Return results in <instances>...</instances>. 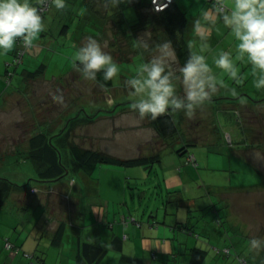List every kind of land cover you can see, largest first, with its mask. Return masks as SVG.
Wrapping results in <instances>:
<instances>
[{
    "label": "rangeland",
    "instance_id": "rangeland-1",
    "mask_svg": "<svg viewBox=\"0 0 264 264\" xmlns=\"http://www.w3.org/2000/svg\"><path fill=\"white\" fill-rule=\"evenodd\" d=\"M66 3L67 8L64 11L60 12L52 7L45 15L52 33L46 40L50 39L51 44L45 42L44 36H39L38 41L44 43L42 53H37V43L34 41L18 68L13 69L12 60L7 65L9 70L16 72L14 71L10 77L9 72H5L7 93L4 98H0V177L21 185L19 189L24 191L15 190L6 200L4 207L0 206V233L3 234L0 236V264H13L8 262L6 255L8 250L3 240L5 238H9L12 243L19 239V245L25 242L24 249L21 248L24 251L28 247L34 249V252H31V255H34L32 258L26 257L22 250L14 264H31V261L40 264L38 261L40 257L45 259L46 264H74L72 257L74 258L77 247V235H81L82 239H89V233L97 224L106 234L121 232V235H129L123 237L124 253L135 255L139 247L134 242L136 240L141 242L142 236L156 239L157 243L159 242L157 237H160L170 246L174 242L171 238L174 237V232L177 233V241L179 237L183 238L182 230L178 227L182 223L197 224L198 231L200 224L219 229L221 226L217 223V218H224L225 221L236 225V234L238 233L236 241H239L240 245L235 250H242V253L251 259L252 251L249 244L251 238L246 236L242 221L229 214V211L233 207L232 197L237 201L236 206L239 208L249 207V214L254 201L262 203L264 200V196L256 197L257 190H264V107H251L263 110L262 120L250 116L251 119H245V122L243 120L242 125L238 122L236 111L245 108L243 103L248 99V95L238 94L235 100L229 101L221 99L220 104L219 101L217 103L211 99L199 106L192 117L186 116L182 110L178 111L180 113L174 112L180 124L181 134L167 140L158 138L154 129L148 126V117H140L135 110L129 113L118 110L115 114L101 111L94 122L81 123L74 128V119L68 118L88 117L101 109L111 108L116 102H133L134 98L130 95L125 80L135 75L141 63L147 62L157 53H150L149 59L139 52L131 60H118L120 73L114 77L111 87H106L96 80L86 79L78 71L73 72L75 70L73 57L79 48L76 46V40L84 32L98 33L106 25L107 36L96 39L107 50L112 35L114 32L117 33L119 26L115 19L107 21L104 17L108 11L107 2L104 0H99L96 5L100 12L89 6L87 0H66ZM204 4L211 6L209 0H188L186 3L188 16L192 18L194 14L203 11ZM115 10L123 11L125 19L131 24L138 19L136 7L128 0H120L118 5L111 6L107 17ZM65 25L69 26L68 35L61 32ZM215 32L222 39V42L216 44L218 48H214L209 38L201 40L194 33L187 39L193 52L207 57V62L217 79L224 81L225 86L219 88L222 90L221 95H227L225 89L229 85L235 84L236 89H239L241 84H245L249 71L237 66L241 76V82L237 83L226 72L215 67L214 59L219 55V49L221 52L226 51L230 41L236 42L222 20L215 26ZM146 33L151 37L149 31H141L139 36ZM88 36L90 35L84 37V41ZM71 42L75 43L73 47ZM124 42L125 39L122 40V43ZM126 46L124 44L122 48ZM116 53L117 51L110 54ZM171 61L177 69L181 66L176 63L174 53ZM40 63L46 64L43 76L36 80H28L27 84H21L25 71L35 70ZM176 87L177 92L182 95L183 85L180 81L176 82ZM57 95H63V103L54 100L53 97ZM212 97L216 98L217 92ZM244 112L249 116L246 111ZM244 112L241 111V114ZM243 126L252 132L247 133L250 141L247 146L238 143L247 140ZM71 129L76 132L77 140L87 147H94L117 156L130 154L121 156L126 158L148 155L159 149L160 160L149 167L96 164L88 167L83 176L72 171L56 181H41L39 178L41 164L26 154L29 138L37 132L47 131L56 133L54 141L59 143L57 138L60 133L63 131L67 133ZM214 136L217 138H213ZM191 139L193 142L204 140L199 144H187L190 146L189 151L197 158V166L186 163L187 155L178 151ZM61 151L63 163L72 167L68 147L64 146ZM81 189L83 192L78 194L80 202L76 201L74 210L77 211L78 206L79 211L84 210V214L71 216V221H67L63 245L53 246L52 238L47 235V232L49 235L51 232L46 231L45 226H53L57 216L59 222L66 219L68 213L70 217V210L73 208L71 197ZM100 210L101 218L108 216L106 220L108 222L102 220L99 222ZM167 211L171 214L167 215ZM109 223L115 227H111ZM165 223L170 229L167 225L164 226ZM128 224L132 228L135 227L136 231L129 232L131 229H128ZM159 228H162L163 232L167 228L169 235L157 236L154 232ZM76 229L79 230L77 235ZM152 229L154 231H150ZM100 240L105 241L104 238ZM200 241L206 242L207 247L223 245L222 241L214 237L211 230H203L198 242ZM242 241L244 244H241ZM133 243L134 245L130 246ZM103 245L108 248V252L99 264H133L124 260L121 252L113 250L106 243ZM140 248L141 251L139 249L136 252L137 256L141 253L151 258L152 248L149 246ZM248 264L253 262L250 260Z\"/></svg>",
    "mask_w": 264,
    "mask_h": 264
},
{
    "label": "trees",
    "instance_id": "trees-1",
    "mask_svg": "<svg viewBox=\"0 0 264 264\" xmlns=\"http://www.w3.org/2000/svg\"><path fill=\"white\" fill-rule=\"evenodd\" d=\"M104 1L107 2V10H108L104 14V17H106L107 21L109 19H115L116 21H118V26H119L117 27L118 30L117 33L114 32L112 35L109 49L105 50L111 54H114V52L117 51L115 55H112L116 62L120 59H122L123 61L131 60L132 57L139 52H141L145 58L149 59L148 55L150 53H155L154 51L155 44L161 41H171L172 48L174 49V54L176 57V63H178L179 65H182L188 59L189 55L193 52L192 47L189 44V40L187 39L188 29L191 22L187 14V11L182 7V5L178 2V0H174L168 7L161 10H155L152 7L151 0H128L129 3L134 5L138 11V19L135 23L132 24L125 19V16L123 15V11L120 10H115L111 15L107 17L108 15L107 13L109 12V9L112 5H111V0H104ZM87 2L89 6L93 7L94 9H97V11L100 12V10L96 7L99 0H87ZM209 2L212 3V0H209ZM49 10L50 8L46 11L45 15ZM66 26L67 25H65V27ZM65 27L63 29H65ZM105 27L106 25L102 27L101 31H99L98 33H94V35L98 34L97 36L98 39L105 38L107 36L105 35V30H106ZM141 31H149L151 35L152 49L144 50L142 48L133 47L134 39L139 37V32ZM123 39H125L126 42L122 43ZM124 44H126L127 46L126 48L123 49L122 46ZM19 46L20 44L17 42L14 56ZM29 48L30 47H27L26 51ZM24 57L25 56H23V60ZM11 64L14 65L13 69H16V67L20 65L14 63V58ZM10 71L11 70L7 68L6 73ZM14 71L15 70L11 71L12 74H10V76L13 75ZM45 71H46L45 63H40V65L35 70L25 71V74H23L25 75V77L21 81V84L22 83L27 84L28 80L38 79V77L43 76ZM96 81H98L99 83H101L106 87H111L113 86L114 78L113 80L110 81H104L102 79V74L98 73V78ZM213 99L217 101V103L219 101L220 104L221 99H228V98L216 97ZM259 101H264V98L260 99ZM131 104L132 101L116 102L115 105L112 106L111 108L101 109L98 113L95 114L93 113L88 117L78 118V116H76L68 119L70 120L74 119L73 126L75 128L81 123L87 124L94 122L99 117L101 111L106 113L114 112L115 114L117 113L118 110L121 109L123 110L125 108L122 106L130 105L131 107ZM178 111L179 110H177L176 113H180ZM241 111L242 112L246 111V113L249 116H246L245 112L241 114ZM236 112L238 116V122L241 123L242 125H244L243 120L245 122V119H249V118L251 119L252 117L253 119L258 118L262 120L263 118V110L262 109L255 110L252 109L251 106L248 107L245 106V108L241 110L238 109ZM148 120H149L148 126L152 127L154 129L156 136L162 140L175 138L181 134L180 124L179 121L176 120L174 112L171 115L163 114L156 120H152L149 116ZM243 130L246 132V134L247 133L252 134V132L247 130L246 127H244ZM55 136L56 133H48L47 131L46 132L40 131L33 134L29 138V146L28 149L26 150V154L30 158L41 164L42 167L39 172V178L41 179V181H56L62 179L66 174H69L72 171L81 173V175L83 176L85 175V171L88 167H92L93 165L96 164H113V165H122V166L143 165L149 167L150 164L152 165L156 161L160 160V154L158 151L159 149L154 150V153L148 155H140L132 158H123L121 156L113 155L94 147H87L81 142H79V140H77L76 132H74L73 129H71L67 133L66 131L60 133L59 137L57 138L59 143L54 141ZM70 138L73 139L71 140ZM186 142H185L186 144H184L185 146H183L178 151L181 152L182 154L187 155L186 163L194 164L197 166L198 165L197 158L193 152L189 151L190 146L188 145L198 144L200 142L197 141L193 142L192 139ZM238 143L245 146L249 145L250 141L248 139V134L246 141L244 140ZM64 146L68 147L69 149L72 160L71 162L72 167L63 163L61 149ZM21 187H22L21 185H17L16 183L11 182L9 179L5 177H0V206L3 207L5 205L6 200L9 199L11 193H13L15 190L24 191L23 189H19ZM169 202L170 201H168V203ZM166 214L168 215L171 213L167 211ZM67 221H71V217L61 220L59 222V226L52 236L51 243L53 246L63 245L68 227ZM216 221L221 226V228L216 229L217 232L220 233L218 234V236L221 237L227 234L228 239H225L224 237L223 240L224 243L222 246H220L219 244L212 245V247L209 246L207 249L196 246L191 247L189 249L190 250L189 253L191 257L188 264H219L218 261L220 259H221L220 264H231L230 262H234L236 264H248L250 260L253 262V264H264L263 258L259 260H253L252 258L248 259V257L242 253V250L241 251H238L237 249L235 250V248H237L240 245L239 241H236V236H238L237 235L238 233L236 234L237 227L235 224H232L230 221H225L224 218H217ZM138 224L141 223L138 222ZM109 225L111 227L113 226L112 223H109ZM178 227L181 230L185 231L187 234L189 233L194 237L200 238L202 235L200 233V230L199 231L197 230V224L191 225L189 223H182ZM75 232L77 235L79 233V230L76 229ZM77 237H78L77 247L75 249L74 258L72 259L74 264H99L100 261L103 259V257H105L108 248L102 245L101 243H99L98 241H90V240L82 239L81 235H77ZM3 240L5 242V248L6 250H8V252H12L15 255H18L23 250L16 243H12L9 238H5ZM226 241H228L229 243L227 244ZM111 247L113 249L122 251L123 238L118 235H114L111 240ZM23 254H25V256L28 258H32L34 256L31 255V251H27V250L25 251L23 250ZM210 254H212V256H210ZM122 258L133 264H149L142 257L139 256L126 255L123 253ZM151 258L153 259L157 258V253L155 251L151 252ZM38 261L41 264H46L45 259L41 257L38 259ZM33 263L34 262L31 261V264Z\"/></svg>",
    "mask_w": 264,
    "mask_h": 264
},
{
    "label": "clouds",
    "instance_id": "clouds-1",
    "mask_svg": "<svg viewBox=\"0 0 264 264\" xmlns=\"http://www.w3.org/2000/svg\"><path fill=\"white\" fill-rule=\"evenodd\" d=\"M119 3L120 0H111L112 7ZM52 7L62 12L67 8L66 0H0V55L14 49L18 41L26 48L31 47L45 30V13ZM218 20H222L235 38L239 56L246 57L253 66L254 87L264 89V0H212L211 7L194 20L193 31L206 40V25H215ZM133 47L152 49L151 37L146 33L135 38ZM154 51L157 54L141 63L135 75L125 80L134 98L131 107L142 118L150 116L156 120L177 110L192 117L218 88L225 86L203 54L192 52L177 69L171 61L174 53L171 41L156 43ZM214 64L237 83L241 82L230 51H222ZM73 67L89 80H97L101 73L104 81H110L120 73L119 64L94 36H88L75 52ZM177 81L183 85L182 95L177 92ZM232 92L236 95L235 89ZM53 98L60 103L64 101L63 95ZM250 247H264V239L252 238Z\"/></svg>",
    "mask_w": 264,
    "mask_h": 264
},
{
    "label": "crops",
    "instance_id": "crops-1",
    "mask_svg": "<svg viewBox=\"0 0 264 264\" xmlns=\"http://www.w3.org/2000/svg\"><path fill=\"white\" fill-rule=\"evenodd\" d=\"M178 2L186 10V6H187L186 3H188V0L187 1L186 0H178ZM210 7L208 6V4H204V8H205L204 10H207ZM203 11H200L198 14H194V17H192V18L189 17L191 23L189 25V29H188L187 36H190V35H192L194 33L193 27H192L193 26V22H194L195 19H197V18H199L201 16V14H202ZM218 21H217V23H218ZM45 23H46V28L40 34V36H44L45 37V40H46L47 37L50 36L52 33H51V30H50V25L48 24V22L46 20H45ZM217 23L215 25H206V31L208 33L207 38H209L211 40V44H213L214 48L216 47V44L222 42L221 36L218 33L215 32V26L217 25ZM68 28H69V26L67 25L65 27V29H62L61 30V32H66V34L68 35V33H69ZM86 35H90V36H94L95 38H98L97 37L98 34L97 35H94V32L93 33L90 32V31L84 32L83 35H81V37H79L76 40V43H77L76 46H78V47H81L82 46V44L85 42L84 41V37ZM38 39H37V41H35L37 43V45H36L37 46V53H42L44 43H40L38 41ZM45 42H47V44H51V40L50 39L49 40H46ZM71 43H72L71 46L73 47L74 46L73 44H75V43H73V42H71ZM214 48H212V50ZM216 48H218V46ZM226 48H227L226 51H230L233 56H234V54H237V55H235L233 57V60H234V62L236 61L235 64L238 67L239 66H242L243 69L249 71V73L247 72L248 73L247 74L248 75V79L244 82L245 84H241L239 86L240 87L239 89H236V87H235L236 85L235 84L234 85H229L225 89L226 90L225 93L227 95H221V91L222 90H220L218 88L219 91L217 90V98L218 97L219 98H223L224 97V98H228V99H225V100H228L229 101L230 99L235 100L234 98L238 97L237 96L238 94L239 95L242 94L244 96L246 94H248L251 97H249V96L247 97L248 99L246 100L245 103H243L245 106H247V107L248 106H251V107L263 106L264 107V102H260L259 101L260 99H263L264 98V89H256L254 87V85H253V80L255 79V75H254V71L255 70H254L253 66L247 60L246 57L241 58L239 56V54L237 52V49H236V42L230 41L229 44L226 46ZM57 49H56V51H57ZM15 50H16V47L14 49H12L11 51H9L6 55H0V94H1L0 95V98H4L5 97V94L7 93V91H5V82H4V77H5V72H6L5 69L7 70V68H8L7 67V64L10 63L11 60H13V55H14ZM33 52H34V50H33ZM220 52H221V49H219V53L218 54H220ZM237 58H239V59L238 60H235ZM251 70H253V71L250 72ZM76 71L77 70L75 69L73 72H76ZM69 73H71V72H69ZM244 76H246V73L244 74ZM250 80H251V84H249V81ZM233 89H235L236 95H233V92H232ZM244 92H246V93H244ZM229 97H232V98H229ZM213 98H215V97H212L211 99H213ZM120 100H123V99H120ZM131 110L133 111V109L129 106V107H125L123 109V112L124 113H129V112H132ZM121 111H122V109H121ZM209 137H210V135H209ZM213 138H217V137L214 136ZM199 142L200 143H203L204 140L203 141L201 140ZM152 153H154V151H152ZM125 154H127V153H125ZM127 155H130V154H127ZM127 155H120V156H127ZM123 158H126V157H123ZM130 158H132V157H130ZM127 167H129V166H127ZM132 167H134V166H132ZM82 192H83L82 189L81 190H78L74 194V196L71 197V199H72L71 203H73V208H71L72 210H70V214H71L70 217L71 216L75 217L76 214H78L77 216H82V214H84V210L79 211L80 208L78 206H77V211L74 210L75 209V204L77 202H80V199H78V194L79 193L81 194ZM256 194H257L256 197L260 198V197L264 196V190L263 191L257 190ZM24 199H21V200H24ZM231 201H232L233 207L230 209L229 214L234 215L236 217V219L242 221L241 223L244 224V228H245V230L247 232L246 233V236L250 237L251 239L254 238V237L257 238V236H259L258 238L264 239V200H262V203L260 201H257V202L254 201V205L251 206V213L250 214L248 213L249 212L248 211V208L249 207L243 206L242 208H239L238 205L236 206L237 201L233 197H232ZM18 210L20 211V213H23V212H21L20 209H18ZM99 213H100L99 222L101 220H102V222H108V221H106L107 218H108V216L107 217L105 216V217H102L101 218L102 210H100ZM104 213H106V212H104ZM57 217L55 219V224L54 223H53L54 225L52 224L53 226H50V227H48L47 225L45 226L46 231H50L51 232V235H49V232H47V235L50 236L51 238H52L53 234L55 233V231L57 230V228L59 226V221H58ZM67 218H69V213H68L66 219ZM84 218L86 219V217H84ZM228 220H229V218H228ZM234 220L235 219L233 218V221ZM166 225L167 224H165L164 226H166ZM128 226H129V224H128ZM167 226L169 227V225H167ZM114 227L115 226H113V228ZM47 228H48V230H47ZM128 229H131V230H129V232H135L136 231V228L135 227L132 228L131 226H129ZM161 229L162 228H159L154 233L157 236H161L162 234H164V236H168L169 235V230L167 228L164 229V232ZM169 229H170V227H169ZM199 230H200V233L201 234H202V231L203 230H207V231H210L211 230L212 233H213V235H214V237H216L218 239V241H222V243H224V241H223L224 240V237H225V239H228V235L227 234L219 237L218 234H220V233L217 232V230L215 228H213V227L211 228V226H208V225H206V226L199 225ZM0 231H1V229H0ZM150 231H154V229H152ZM1 235H3V234L0 233V236ZM114 235H118V236H120L122 238L124 237V235L126 237L129 236V235H126V234L121 235V232H119V233H112L110 235L109 234H106V233H104V231L100 227V225L97 224V226L94 229H92L91 232L89 233V239H86V240L98 241L99 243L102 244L100 238H104L105 239L104 243L108 244L111 247V240H112V238H113ZM182 235H184L183 238H180L179 237V241H177V233L174 232L173 233V236L174 237H171L172 238V241H174V242H172L170 244V246L167 244V242H164L162 239H160V237H157V239L159 238L158 239L159 240L158 243L156 242V239H149V237H145V236H142L143 237L142 238V241H144L143 243H142V241L140 242V241H137V240L134 243H136L135 245H137L139 247L140 251H141L140 246H143V248H145L146 246H149L150 248H152L151 249V252L152 251H155L157 253V258L156 259H152V260H151L150 256H149V258H150L149 259L147 256H144L143 254L140 253L139 257H142L149 264H188V262L190 260V257H191V255L189 253V251H190L189 249L191 247L196 246V247H201V248H206V249L208 247H207L206 242L202 243L200 241V243H199L198 242L199 241V238L194 237L193 235L187 234L183 230H182ZM242 235H244L243 232H242ZM187 236H189V238H187ZM185 237H186V239H185ZM93 238H95V239H93ZM51 241H52V239H51ZM123 241H124V238H123ZM182 241H184V242H182ZM213 242H215V241H213ZM15 243L17 245H19L20 244L19 239H17ZM134 243L133 244H130V246H133ZM226 243L228 244L229 242L226 241ZM32 244H34V243H32ZM242 244H244L243 241H242ZM25 245H26V243L25 242H22V245H19V246L20 247L22 246L21 248H23ZM124 248H125V244L123 242V249H122V251L121 250H116V249H113V248L112 249L115 250V251L121 252L122 253L121 256H122L123 253L125 252L124 251ZM31 249H32V247H28L26 250L27 251L34 252V249L33 250H31ZM139 249H136V251L134 253L135 254L134 256H137L138 255V253H136V252H138ZM250 250L252 251L251 256H252V259L253 260H259L261 258L264 259V247H261L260 249H253V248L250 247ZM124 254L128 255L127 253H124ZM6 255L8 257V262L9 263H12L13 262V264H14V262L16 261L18 255H15L12 252H8V254H6ZM210 256H212V254H210ZM72 259H73V257H72ZM37 263L38 262H35L34 264H37Z\"/></svg>",
    "mask_w": 264,
    "mask_h": 264
},
{
    "label": "built area",
    "instance_id": "built-area-1",
    "mask_svg": "<svg viewBox=\"0 0 264 264\" xmlns=\"http://www.w3.org/2000/svg\"><path fill=\"white\" fill-rule=\"evenodd\" d=\"M173 1L174 0H151V3H152V7L155 10H161L168 7ZM18 43L20 44V46L18 47L14 56V63L16 64H20L23 61V56L26 51V47H24L23 44H21L19 41ZM10 74H12L11 71L9 72V76Z\"/></svg>",
    "mask_w": 264,
    "mask_h": 264
}]
</instances>
